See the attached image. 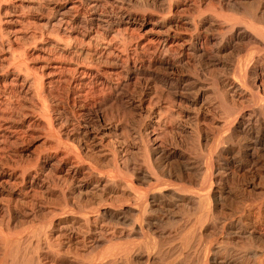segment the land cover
Returning a JSON list of instances; mask_svg holds the SVG:
<instances>
[{
    "label": "bare ground",
    "instance_id": "obj_1",
    "mask_svg": "<svg viewBox=\"0 0 264 264\" xmlns=\"http://www.w3.org/2000/svg\"><path fill=\"white\" fill-rule=\"evenodd\" d=\"M0 264H264V0H0Z\"/></svg>",
    "mask_w": 264,
    "mask_h": 264
}]
</instances>
